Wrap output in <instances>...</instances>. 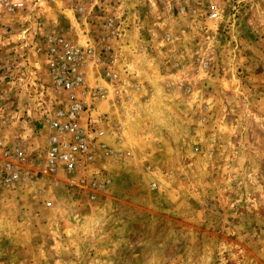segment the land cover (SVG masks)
<instances>
[{"label": "rangeland", "instance_id": "374dc122", "mask_svg": "<svg viewBox=\"0 0 264 264\" xmlns=\"http://www.w3.org/2000/svg\"><path fill=\"white\" fill-rule=\"evenodd\" d=\"M51 2L52 14L94 24L105 13L98 35L143 20L140 35L152 30L151 44L171 48L161 59L179 69L186 93L97 102L110 120L106 147L124 142L123 161L112 150L43 178L24 165L29 178L0 184V264H264V0H188L185 13L176 0L141 10L131 1ZM89 68L92 86L102 73ZM15 88L0 89V115L18 111L35 133L37 110L66 103L44 68L14 98Z\"/></svg>", "mask_w": 264, "mask_h": 264}, {"label": "crops", "instance_id": "0c3cea01", "mask_svg": "<svg viewBox=\"0 0 264 264\" xmlns=\"http://www.w3.org/2000/svg\"><path fill=\"white\" fill-rule=\"evenodd\" d=\"M12 1L16 0H0V89L10 84L14 85L16 87L14 98L18 95L19 87L32 77L35 79L42 68L46 70L50 81L49 65L44 48L46 37L54 32L55 34L61 33L63 37L80 47L79 54L85 55L83 61H86V64L82 66L83 71L90 69L92 65L99 68L100 74H103L104 68H111L117 73L113 91L116 102L120 104L131 100L134 96L140 101L149 102L157 93L154 90L156 88H160L162 96H169L176 92L180 94L179 92L183 89L182 93L185 97L186 84L180 79L177 82L175 78L179 69L173 68L172 63H167L166 60L164 63L161 59V56L168 59L167 56L172 55L171 48H161L156 46L155 42L151 44L150 40L155 38L152 30H150L151 33L146 32L144 36L140 35L139 27L143 20L131 18V21L125 24V28L121 25V31L113 33V36L101 27V33L98 35L92 32V28L99 29L98 24L102 25L107 21L104 20L105 17H102L105 13L97 17V22L94 24L91 18L87 20L86 16L81 17L78 13L64 16L61 11L52 14L55 6L52 0H24L22 8H17L13 12L6 11L7 2ZM129 1L136 4L138 10H141V6L149 8L154 1L163 2V0H119V5L121 2L127 5ZM176 1L181 11L188 12V8L184 6L188 0L183 6L184 0ZM183 17L185 23H189L188 16ZM181 33L185 37L190 35L188 29H184ZM135 41L145 43L146 47H138ZM183 50L185 52L179 50L178 54L187 53V48ZM164 65L167 67L165 68ZM97 83H104L107 87L101 76ZM109 96L110 91L107 98ZM56 108L57 104L54 108L36 111L37 117L41 119L38 122L41 126L37 133H35V125L24 118L21 119L18 111L13 113L5 111L3 115H0V153L5 146L13 148L22 145L27 156L25 167L32 166L41 169L45 164L44 158L49 138L53 134L51 122L55 119ZM29 113L30 111L27 110V113L23 112L22 116H29ZM123 144L124 142L121 143L122 146L112 149L113 155L120 161L126 159L124 154L128 152ZM106 149L110 152L108 155L102 154L103 158H109L111 154L112 150L107 147ZM44 176L45 174L41 173L40 178Z\"/></svg>", "mask_w": 264, "mask_h": 264}, {"label": "built area", "instance_id": "2783aa9c", "mask_svg": "<svg viewBox=\"0 0 264 264\" xmlns=\"http://www.w3.org/2000/svg\"><path fill=\"white\" fill-rule=\"evenodd\" d=\"M23 3L24 0L7 2L6 11L22 8ZM209 16L215 18L217 12H210ZM80 51L78 45L63 36L49 34L46 37L44 54L49 65L50 83L53 90L65 92L66 103L57 105L55 119L51 122L53 134L46 149L45 164L39 170L44 174L56 175L60 169L72 174L76 168L92 162L95 156L110 152L103 140L111 127L110 120L106 112L96 109V103L107 99L109 89H115L117 73L104 68L101 79L107 87L104 83L88 86L82 72L86 62ZM26 161V150L22 145L2 148L0 184L8 185L28 177L24 167Z\"/></svg>", "mask_w": 264, "mask_h": 264}, {"label": "bare ground", "instance_id": "6f19581e", "mask_svg": "<svg viewBox=\"0 0 264 264\" xmlns=\"http://www.w3.org/2000/svg\"><path fill=\"white\" fill-rule=\"evenodd\" d=\"M83 58H85V55L83 56ZM86 58L88 59V56H86ZM86 62V61H85ZM105 82V81H104ZM106 83V82H105ZM107 84V83H106ZM58 91H62V90H58ZM110 91V90H109ZM108 91V92H109ZM62 92H64V91H62ZM65 93V92H64ZM111 95H113L114 96V91H112L111 93H110ZM109 98V97H108ZM107 98V99H108ZM105 101V100H104ZM97 104V103H96Z\"/></svg>", "mask_w": 264, "mask_h": 264}]
</instances>
